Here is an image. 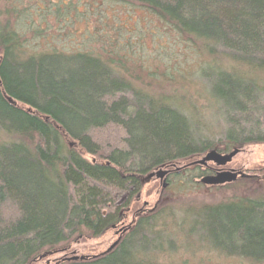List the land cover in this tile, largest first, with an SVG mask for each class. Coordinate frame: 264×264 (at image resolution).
Listing matches in <instances>:
<instances>
[{"label": "trees", "instance_id": "16d2710c", "mask_svg": "<svg viewBox=\"0 0 264 264\" xmlns=\"http://www.w3.org/2000/svg\"><path fill=\"white\" fill-rule=\"evenodd\" d=\"M111 1L138 7L148 25L131 27V14L97 0H0V264H34L104 235L121 196L140 193L155 168L264 143V0ZM153 31L165 38L147 46ZM254 74L252 92L243 82ZM207 101L223 102L225 121L194 138ZM238 200L227 201L238 204L237 241L264 249L262 204ZM156 221L70 264H160L165 249L126 251L162 233Z\"/></svg>", "mask_w": 264, "mask_h": 264}, {"label": "rangeland", "instance_id": "374dc122", "mask_svg": "<svg viewBox=\"0 0 264 264\" xmlns=\"http://www.w3.org/2000/svg\"><path fill=\"white\" fill-rule=\"evenodd\" d=\"M97 1L105 2L109 10L115 14H121L122 16L131 14L133 18L129 23L131 27L137 26L141 30L144 23L148 25L145 13L141 9H137L138 7H135V12L131 13V6H126L124 10L117 7L111 0ZM38 5L42 7V2L39 1ZM51 13H54V8ZM32 19H36L35 22L39 24L38 15H34ZM158 25V23H155V25L149 26L152 30H155ZM83 26L84 24L80 27ZM151 29L148 31H151ZM160 32L163 31H153V34L146 38V45L155 44L154 40H157V43L162 42L165 35ZM166 39L169 40L167 37ZM188 55L192 60L198 59L195 53L188 52ZM243 83L246 90L253 92L256 83L255 74L254 78L251 76V80H245ZM204 103L205 96L201 94L200 102H197V104L202 105ZM207 103L209 105L208 116L204 118L201 130L193 132L194 138L201 137V139H205L209 137V132L213 131L214 133L218 125L225 121V112L227 111L221 105L223 102H215V106L211 101H207ZM191 121L194 123L193 118L190 119ZM246 162L251 164L249 168L264 169V165H262L264 164V143L251 144V147L237 154L224 168L241 169V164L245 163V166H247ZM212 166L214 170L217 169L213 164ZM179 173H183L180 178L182 181L173 184L177 177H171L169 188L167 186L162 189L160 180L159 184L157 182H144L142 191L139 193L141 200L150 203L149 208H152L155 204L157 205V202L158 205L155 206L157 210L161 209L162 206L164 208L168 207L166 211L160 213V218L157 221V230L162 233L156 237H151L152 239L149 242L141 240L139 243L128 245L126 251L130 249V252L134 250L135 252L150 254L148 253L150 250L156 253L160 251V248L165 249L163 252L165 255L160 258V264H254L256 261L261 262V259L264 258V249L251 247L247 239L237 241L235 232L232 230L237 222L234 212L237 211L238 208L235 206L238 204L222 202L236 195L244 196L247 192L260 189L256 188L255 184H251V181H240V179L223 187H206V185L197 182L199 178L193 172V168L182 172L178 171ZM244 173L251 174V169L245 170ZM258 187H261V184ZM156 188L160 192L158 197L154 193ZM179 188H182V192ZM137 207L138 205L133 204L132 211ZM228 212L230 213L228 214ZM223 222H230L227 231L221 229L224 226ZM124 234L125 232L121 231L120 228L116 231L107 229L104 235L95 239L79 236L71 244L73 250L71 256H84V260L92 258L94 255L103 253L116 239L120 241ZM146 236L150 237L148 233H146ZM249 253H251L249 255L250 259L246 258ZM56 258H58L57 260L62 258L61 253L57 252L52 256L43 257L34 264H55ZM75 261L62 259L56 264H70V262ZM260 264H264V262Z\"/></svg>", "mask_w": 264, "mask_h": 264}, {"label": "flooded vegetation", "instance_id": "af4514ba", "mask_svg": "<svg viewBox=\"0 0 264 264\" xmlns=\"http://www.w3.org/2000/svg\"><path fill=\"white\" fill-rule=\"evenodd\" d=\"M195 166L196 165H191V166L185 167L184 169H182V171L183 170L186 171L187 169L194 168ZM202 168L204 170H206V174H204V175L213 174L215 172L214 167L212 166L211 163H208L207 166L202 167ZM233 169H235V168H233ZM243 169H245V168H243ZM236 170H242V169H236ZM245 170H247V169H245ZM245 170L243 172H245ZM262 171H264V170H262V168L252 167L251 168V174H248V175L246 174V176L239 178V179H248V180L251 179V184H255L256 188H258L260 190H257V191L253 190V191L247 192L246 194H244V196L243 195H236L235 197H231V198H229V200H223L222 202L232 201V202L238 203V201H239L238 199L242 198L244 200V202H247L248 204L250 202H251V204L255 203V202L261 203L262 207L260 210V214H261L260 217L263 219V222H264V174L261 173ZM149 172H147L144 175V179H146L145 176ZM172 176H173V173H170L167 176L166 181L168 183V187L170 185V178ZM198 178L200 179V176ZM168 179H169V181H168ZM199 179L197 180V182L199 181ZM239 179H237V180H239ZM144 182L145 183L157 182L159 184V179L152 176V177H150V179H146V181H143L142 185H144ZM228 184L229 183H227V185ZM260 184H261V187H258ZM223 186H226V184L221 185L220 187H223ZM206 187H208V186H206ZM154 193L157 195V197L159 196L160 192H159L158 188L155 189ZM118 203H120L119 209L113 211V213L116 215V219L113 223L107 224L106 229L116 231V230L121 228V231H124L125 234L122 235L120 240H122V238L128 232L134 230L140 224L142 225V220L144 217L149 218L150 215L153 214L152 215L153 221H155L156 219H158L160 217L159 210H157L156 209L157 207H155L158 205V202H157V205L155 204L153 206V207H155L154 208L155 212L150 211V208H149L150 203L142 201L139 195H135L132 197H126L123 195V196H121V199L119 200V202H117V205H118ZM133 204L138 205V207L134 208L132 211ZM150 225L158 226L157 221H156V223L153 222ZM72 251L73 250L71 249V245L67 246L65 251L61 252L62 258H60L59 260H57L58 258L55 259V264L62 259L64 260L65 258H68V257L70 258L72 255V253H71ZM248 259H250V258H248ZM249 261H251V260H249Z\"/></svg>", "mask_w": 264, "mask_h": 264}, {"label": "water", "instance_id": "95a60500", "mask_svg": "<svg viewBox=\"0 0 264 264\" xmlns=\"http://www.w3.org/2000/svg\"><path fill=\"white\" fill-rule=\"evenodd\" d=\"M239 148H233L232 150L222 153L218 152L216 149H209L206 152H204L201 155H198L194 160L185 163V164H179L175 165L172 164V168H163L158 167L150 171L145 178L150 179V177L154 176L160 180L161 188L167 187L168 183L166 181L167 175L175 172V171H181L185 167L191 166V165H199V166H207L208 163H212L217 169L213 174H207L202 176L199 179V182L202 185L206 186H221L227 183H232L236 181L238 178L246 176V174L242 170H236L233 168H227L224 167L232 161V159L239 153ZM119 239H116L103 253H108L111 251L115 245L118 243ZM59 250H54L52 252H49V254L57 253ZM101 253V254H103ZM97 255L92 256V258L96 257ZM45 257V254L39 257V259ZM84 260V256H77L73 255L70 258H65L66 260H76V259Z\"/></svg>", "mask_w": 264, "mask_h": 264}, {"label": "bare ground", "instance_id": "6f19581e", "mask_svg": "<svg viewBox=\"0 0 264 264\" xmlns=\"http://www.w3.org/2000/svg\"><path fill=\"white\" fill-rule=\"evenodd\" d=\"M39 6V5H38ZM41 7V6H40ZM36 14H37V12L34 10V11H31V14H30V17L31 18H33V16L35 15L36 16ZM196 158V157H195ZM194 158V159H195ZM193 159V160H194ZM190 161H192V160H190ZM190 161H188V162H190ZM188 162H186V163H188ZM196 166H199V165H196ZM182 171V170H181ZM202 176H204V175H202ZM202 176H200V178L202 177ZM199 182V181H198ZM200 183V182H199ZM201 184V183H200ZM135 195H139V193H136V194H134L133 196H135ZM123 196V195H122ZM124 196H126L125 194H124ZM150 211H154V208H150ZM155 212V211H154ZM153 215V214H152ZM151 215V216H152ZM119 242V241H118ZM65 249H66V247L65 248H61L59 251H58V253H61V252H63V251H65ZM76 261H83V260H81V259H76Z\"/></svg>", "mask_w": 264, "mask_h": 264}]
</instances>
